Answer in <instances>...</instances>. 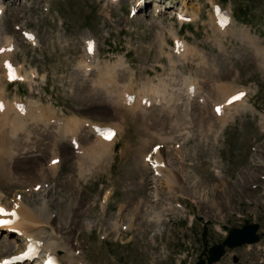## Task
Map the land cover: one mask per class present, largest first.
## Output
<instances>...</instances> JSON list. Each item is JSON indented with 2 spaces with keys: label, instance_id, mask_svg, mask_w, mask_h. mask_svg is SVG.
Returning <instances> with one entry per match:
<instances>
[{
  "label": "rangeland",
  "instance_id": "1",
  "mask_svg": "<svg viewBox=\"0 0 264 264\" xmlns=\"http://www.w3.org/2000/svg\"><path fill=\"white\" fill-rule=\"evenodd\" d=\"M146 1L143 15L130 18V1L112 6L108 0H0L5 8L0 49L10 39L18 47L11 60L20 63L23 75L32 68L38 71L34 87L30 82L9 85L0 66V98L10 104L22 99L47 117L73 119L81 128L85 123H121L116 144L106 148V160L87 164L75 153L70 138L55 145L60 129L54 118L46 126L30 116L20 118L13 110L0 113V135L4 134L0 151L9 155L4 167L0 163V201L13 207L21 196L32 210L47 202L53 214L47 233L67 237L90 264H196L233 229L249 224L260 226L259 242L227 248L218 264H264V0H213L233 13L226 36L212 26V0H170L173 8L163 15L154 10L168 2ZM184 6L198 13L193 23L176 20L175 10ZM160 22L167 28L161 29ZM27 24L40 45L24 42L21 30ZM174 33L203 52L205 60L185 63L177 58ZM88 37L98 43L97 65L102 68L98 73L87 72L83 64ZM214 37L220 43H214ZM208 69L219 72L218 78ZM189 76L201 82L202 90L211 89L213 101L187 100L185 88L180 95L177 88ZM115 77L120 87L130 85L128 91H139L147 83L151 88L167 86V103L154 110H135L141 114L123 110L118 101L124 93L116 95V106L106 98L107 87H118ZM80 82L93 87L94 93L79 90ZM215 83H220L218 88ZM240 89L248 93V106L235 105L232 115L218 118L213 104L222 94ZM84 128L83 137L90 131ZM79 142L88 144L84 139ZM156 144L162 148L155 159L166 162L162 161L166 167L158 178L144 161ZM54 153L61 160L56 169ZM42 184L43 189L34 190ZM68 206H72L69 233L62 231L58 215ZM59 229L62 233L55 235ZM7 237L0 236L1 244H10V249L1 248L0 259L23 249L21 242L18 248Z\"/></svg>",
  "mask_w": 264,
  "mask_h": 264
},
{
  "label": "bare ground",
  "instance_id": "2",
  "mask_svg": "<svg viewBox=\"0 0 264 264\" xmlns=\"http://www.w3.org/2000/svg\"><path fill=\"white\" fill-rule=\"evenodd\" d=\"M121 0H119V1H113V0H108V2H109V4L110 5H116V4H118L119 2H120ZM170 1V0H169ZM168 3H170V2H168ZM167 3V5H165V6H161L160 7V9H159V11L157 10V8L154 10L155 12H160L161 13V15H163V14H166V12L167 11H169V9H171V8H173V7H170L171 6V3L170 4H168ZM137 5H141V4H137ZM169 5V6H168ZM187 6V5H186ZM186 6H184V8L183 9H181V8H177L176 9V11H178V12H184L185 14H187V16H190L191 18H192V22H194L196 19H198L199 17H198V13H196V12H194V11H190L189 9H186L187 7ZM0 7L2 8V6L0 5ZM140 8H143V5H141L140 7H139V14L137 15V16H139L141 13H142V11H141V9ZM3 9V8H2ZM175 9V8H174ZM3 18V17H2ZM2 18H1V20H0V24H1V21H2ZM211 20H213V16H212V18H211ZM163 22V21H162ZM162 22H160L159 23V27L161 28V29H165V28H167V26L165 25V24H163ZM213 25V27L215 28V30L217 31V33H220V35H222V36H226L227 35V33H229L230 31L229 30H232L231 28H232V23L229 25V27L226 29V30H223V31H220L219 30V28H217V27H215V24L214 23H212ZM26 27H28V25L26 26ZM160 29V30H161ZM172 29H174V27L172 28ZM171 30V29H170ZM229 31V32H228ZM175 32V31H174ZM217 35V34H216ZM179 36V34L178 33H174V35H173V38H176V37H178ZM215 36V35H214ZM161 40H160V42H161V44H162V47H164L166 44H167V41H166V39L164 38L165 36L162 34L161 35ZM37 39H39V38H37ZM37 39L35 38V40L34 41H32V42H30V43H33L34 42V44H35V46L39 43V45H40V41L39 42H37ZM213 40H214V43H220V41H219V39H218V37H214V38H212ZM3 40V39H2ZM23 40L24 41H26L27 43L29 42V41H27L24 37H23ZM1 41V40H0ZM3 42V41H2ZM8 42H10V39H8V38H6L5 39V41H4V43L3 44H5V43H8ZM258 44V43H257ZM214 45V44H213ZM218 46V45H217ZM216 46V47H217ZM38 47V46H37ZM247 48H249V47H247ZM255 48V47H254ZM163 49V48H162ZM179 53V56H177V58L179 57V59H181L182 61H184L185 63H187V62H190L191 60H200L201 62H203L204 60H205V55H204V53L203 52H201V51H199V49H192L188 44L187 45H184V47H183V51H180V52H178ZM259 53V52H258ZM88 55V54H87ZM10 55H3V56H0V62L1 63H3L6 59H7V57H9ZM99 56H100V54H97V52H95L94 53V55H88V56H85L84 57V59L85 60H83L84 61V63L83 64H85V62H88L89 64H86L88 67H90V66H93L94 67V71L95 72H97L98 73V71L100 70V69H102V68H100L99 69V67H98V65H97V63L99 62L98 60H99ZM168 56H171V55H168ZM167 56V57H168ZM210 56V55H209ZM208 57V56H207ZM211 57V56H210ZM171 58V62H174V57H173V59H172V57H170ZM181 62V61H180ZM206 62V61H205ZM212 62H213V60H212ZM221 62V61H220ZM254 62V61H253ZM208 64V63H207ZM218 64V63H217ZM204 66H205V64H204ZM86 67V66H85ZM117 67V66H116ZM119 67H121V68H123L124 67V60L122 59V60H120V63H119ZM115 68V67H114ZM214 69V68H213ZM106 70V69H105ZM107 70H108V68H107ZM209 71H211L212 72V75L211 76H213V78H218V73L219 72H217V74H216V72H214V70L212 71V69H208ZM209 71H207V72H209ZM100 72H101V70H100ZM7 73V72H6ZM6 73H5V77H7V75H6ZM30 73V72H29ZM29 73H28V75H26V79H27V82L29 83H31V84H35V85H33V87L34 86H36L37 84H36V81H35V79H32V78H30V76H29ZM32 73L33 74H36V71L34 70V69H32ZM103 73H104V71H103ZM111 74V70L108 72V74ZM92 74H94V73H92ZM86 75H88V74H86ZM105 75H107V74H105ZM112 75V74H111ZM111 75H108V76H110V77H113V76H111ZM209 75V76H210ZM17 76H20V73H17ZM84 76H85V73H84ZM115 76V75H114ZM99 77H101V78H104V77H107V76H103L102 74H99ZM117 77V76H116ZM116 77L114 78V80L118 83V87H120V84H119V82L117 81V79H116ZM108 78V77H107ZM118 78V77H117ZM37 79V78H36ZM113 80V79H112ZM217 80V79H216ZM199 81V80H198ZM197 81V79H195V78H193V77H187L186 78V82L184 83V86H181V87H179L178 86V88H177V91L180 93V95L182 94V92L184 91V88L186 89V98H188L189 100L190 99H193V98H196V97H199L200 99H201V94H202V92H203V97L205 98V103L207 102H210V101H213L212 99V97H211V95H213V94H211V89H210V91H205V89H204V87H203V90L201 89V87H202V85H201V82L199 83ZM99 82H100V80H99ZM29 83V84H30ZM80 83H82V82H80ZM216 84H220V83H215V85H214V87L216 88L217 87V85ZM102 85H104V84H102ZM192 85H194L195 86V93H194V95H192V94H189V88H190V86H192ZM200 85H201V87H200ZM107 86V85H106ZM113 86H115V85H113ZM117 86V85H116ZM31 87V86H30ZM80 89L79 90H87V92L88 93H94V89H93V87L91 88V87H87L85 84H84V82L82 83V84H80ZM112 87V86H111ZM118 87L117 88H113L112 87V89H108V87H107V89H106V91L108 92V95L110 96V97H106L107 99H108V101L109 102H113V104L116 106L117 104V102L115 101L116 99H118L117 97H116V95H120L121 93H125L126 91L125 90H127L128 91V88H130V85H123V86H121L119 89H118ZM162 87V86H161ZM164 88L163 89H161L158 85L157 86H155V87H149V85H148V83L147 84H145V86L141 89V90H139V93L141 94V96H144L146 93L147 94H156L157 96L154 98V104H156V105H160L162 102H161V99H160V97H158V95L159 96H161V95H166V97L168 96L167 95V93H168V88H167V86H163ZM219 87V86H218ZM217 87V88H218ZM106 88V87H105ZM214 88V89H215ZM220 89L221 90H223V91H226V90H228V88H224V86H222V85H220ZM131 90H132V88H131ZM202 90V91H201ZM219 90V89H218ZM125 91V92H124ZM216 91V90H215ZM171 92H173L172 90H171ZM176 92V91H175ZM206 92V93H205ZM222 92V91H221ZM90 93V94H91ZM179 93H176V94H179ZM190 93H192V91L190 92ZM219 93V92H218ZM97 94V93H96ZM207 94V95H206ZM211 94V95H210ZM215 94V93H214ZM220 94V93H219ZM234 94V93H233ZM172 95H174V97L176 98V95H175V93L174 94H172ZM171 95V96H172ZM223 96H221V98L219 99L220 100V102L219 103H224L225 101H226V98L228 97V96H231L232 95V93L230 92V93H225V94H222ZM98 96V95H97ZM121 96H123L122 94H121ZM141 96L140 95H138V96H136V98H135V100L133 101V102H131L130 103V106H132V107H127V108H123V107H120L121 109H123V110H131L132 112L133 111H135V110H140V111H146V110H154L155 108H159L158 106L156 107V106H152V103H151V109L150 108H148V109H142V108H144V107H142L141 106V103L143 102V100H144V98H141ZM170 96V97H171ZM216 96V95H215ZM202 97V98H203ZM113 98V99H112ZM166 99V98H165ZM172 99H173V97H172ZM198 99V98H197ZM119 100V99H118ZM117 100V101H118ZM170 100V99H169ZM186 100V99H185ZM199 100V99H198ZM100 101V100H99ZM166 101H167V99H166ZM173 102H175V99H174V101ZM173 102L171 101V103L173 104ZM189 102V101H188ZM247 102V100L246 101H244L241 105L245 108V103ZM95 103H97L96 101H95ZM99 103V102H98ZM167 103V102H166ZM101 104V103H100ZM103 104V103H102ZM143 104V103H142ZM165 104V103H164ZM197 104V103H196ZM104 105V104H103ZM163 105V104H162ZM175 105V104H174ZM199 105H201V104H199ZM11 106H12V103L11 104H9V107H7L6 108V110L4 111V113H3V115H6V114H9L10 112H12V108H11ZM35 108H37V109H35V113H32V114H30V115H28V116H30L29 118V120H31V121H33L34 123H36V120H38V123L40 122V124H44V125H46V126H48L49 124L48 123H42V118L36 113L38 110H42V109H40V108H38L37 106H35V105H33ZM98 106H99V104H98ZM208 107H209V105H207ZM237 106V105H236ZM248 106V105H247ZM103 107V106H102ZM118 107H119V105H118ZM164 107V106H163ZM204 107H206V106H204ZM142 109V110H141ZM208 110V109H207ZM140 111H135L137 114L139 113V114H141V112ZM15 112V111H14ZM131 112V113H132ZM148 112V111H147ZM146 112V113H147ZM230 112V113H229ZM233 112V111H232ZM135 113V114H136ZM197 113V112H196ZM228 113H229V115H232L231 114V109L230 108H228ZM240 113V112H239ZM33 115H35L36 117H33ZM198 115H199V113H198ZM22 116H24V115H22ZM22 116H20V115H18V117H20V118H22ZM28 116H27V118H28ZM32 116V117H31ZM49 116V115H48ZM233 116H234V114H233ZM212 117V116H211ZM232 117V116H231ZM27 118H24V119H27ZM37 118V119H36ZM54 117H47V120H51V119H53ZM56 118V117H55ZM138 118H140V117H138ZM144 120L145 119H147V116H143L142 117ZM154 118V117H153ZM217 118V117H216ZM233 118V117H232ZM218 119V118H217ZM56 120H58V119H56ZM144 120H143V122H144ZM158 120V119H157ZM213 120V119H212ZM142 121V120H141ZM165 121V120H164ZM72 123V122H74V124H75V130H77L78 132H79V140L81 139V140H83L84 139V142L86 143H88V144H82V146H81V144H80V142H79V140L76 138V136H73L72 137V140L74 139V138H76V140H77V142L79 143V149L81 148V150H82V153L80 154V159H82V160H84L87 164H89V162H91V161H95L96 160V162H102V161H105L106 159H104L105 158V154H107V150H109V149H106L107 148V146H104V145H112L113 143H115V142H111V143H102L101 142V140L99 141V139H97L96 138V136H95V132L92 130V125H89V130L90 131H86L87 133H85V136L83 137V134L82 133H80V130H82L83 128H81V125L78 123V121H76V120H66L64 123V127H62V132H63V135L60 137V139L55 143V145L57 144V143H61V142H64V141H67V139H68V136H67V130L70 128L69 127V123ZM165 122H167V121H165ZM165 122H164V124H165ZM224 123H226L227 122V119H224V121H223ZM222 122V123H223ZM145 123V122H144ZM147 123V122H146ZM157 123V122H156ZM194 123V122H193ZM209 123V122H208ZM121 124V123H120ZM118 122L117 123H115V124H113V126H115L117 129H119V127L121 126ZM153 124V123H152ZM203 124V123H202ZM214 124V123H213ZM226 124H224V126H225ZM53 126V125H52ZM83 126V125H82ZM102 126V125H101ZM103 126H105V125H103ZM57 128V127H56ZM60 129H61V127H60ZM84 129H86V128H84ZM59 130V129H58ZM87 130V129H86ZM60 131V130H59ZM84 132V131H83ZM89 132H90V134H89ZM92 133V134H91ZM4 136V134H1L0 135V138H2ZM94 137V138H93ZM58 138V137H57ZM93 139V140H92ZM96 139V140H95ZM82 142V141H81ZM83 142V143H84ZM100 142L102 143V144H104V145H101L100 144ZM58 145V144H57ZM56 145V146H57ZM70 146V145H69ZM58 147V146H57ZM60 147V146H59ZM63 148H66V149H68L67 148V146H65V147H63ZM3 149V148H2ZM60 149V148H59ZM87 150V151H83V150ZM55 150H56V148H55ZM7 151V150H6ZM63 151V150H62ZM5 151L4 150H1L0 151V163H1V166H3L4 167V160L9 156L8 155V153H4ZM9 152V151H8ZM2 153H4V156L2 157L1 155H2ZM70 153V152H69ZM86 153H90L89 155L88 154H86ZM66 154H67V156H68V153H67V151H66ZM65 154V155H66ZM84 154H86L85 156H83ZM79 155V154H78ZM147 155V154H146ZM146 155H145V157H146ZM64 157V156H63ZM145 157H144V160H145ZM56 158H58V157H56ZM94 159V160H93ZM103 159V160H102ZM53 160V159H52ZM51 160V161H52ZM91 160V161H90ZM102 160V161H101ZM257 160V159H256ZM163 161V164L164 165H166V162L164 161V160H162ZM162 161H157V159H155V163L158 165V169H157V171L159 172V175H161V173H163V168H162ZM257 162V161H256ZM261 162H263V161H261ZM105 163V162H104ZM258 163H259V161H258ZM260 164V163H259ZM53 166V169H56L57 168V166H58V164H56V165H52ZM90 166V165H89ZM3 167H1V169L3 168ZM59 167V166H58ZM61 167V166H60ZM147 167V166H146ZM166 167V166H165ZM165 167H164V169H165ZM26 168V167H25ZM32 168V167H31ZM51 169V168H50ZM52 170V169H51ZM55 171V170H54ZM87 171V170H86ZM58 172V171H57ZM51 173V172H50ZM53 176V175H52ZM70 180V179H69ZM247 186V185H246ZM47 191V190H46ZM249 191V190H248ZM226 202L225 203H229L230 201H231V198H230V196H229V194H226ZM229 201V202H228ZM73 206V205H72ZM72 206H68V207H65L64 208V210H60V212H58V215L60 216L59 218H60V221H61V219H62V224H63V229H62V231L63 232H65V231H67L68 232V228L70 227V225H69V220L71 219V211H72ZM75 209V208H74ZM17 212H18V214H19V217H20V220L18 221V223L17 224H15V226H14V229H16V230H18V232L21 234V236L19 237V238H17L18 240H19V242L21 241L22 242V245L25 243V242H29V239H32V240H38V241H41L42 243H43V252L46 254V253H48V252H50L51 254H53V255H55V256H57L59 259H60V262H61V264H90L89 262H88V260L86 259V256H85V254L83 253V254H80L79 252H76V249H74L73 247L74 246H71V244H70V241H69V239L66 237L65 238V236H59V237H61V238H58V237H55L52 233L51 234H48L47 233V228H49V226L52 224V222H51V218H52V215L53 214H51V213H49V204L47 203V202H44L43 203V205L41 206V207H39V208H36L35 210L33 209H30L29 207H27L26 205H24V203L21 201V202H19V205H18V209H15ZM88 210V209H87ZM138 211V210H137ZM184 212V211H183ZM56 213V212H55ZM74 215V214H73ZM129 216V215H128ZM132 222V221H131ZM147 222V221H146ZM73 225H75V224H73ZM60 227V226H59ZM130 227L131 228H133L132 227V225H130ZM77 228V227H76ZM88 228V227H87ZM52 229H54V228H52ZM8 230H9V228L8 227H5V228H3V229H1L0 230V235L1 234H3L2 232H6V234L5 235H7L8 237L9 236H13V234H9L8 233ZM57 233H55V235H58L59 233H62V231H61V229H59V230H55ZM73 231V230H72ZM70 232V231H69ZM68 232V233H69ZM116 233H118V230H117V232ZM63 234H65V233H63ZM71 234V233H70ZM7 237V238H8ZM15 238V240H16V245L18 244V247L21 245V244H19V242H18V240ZM75 238V237H74ZM14 239L12 240V241H15ZM2 242L0 241V254H2L1 252H3L2 251V247H6V248H9L10 247V244L9 243H7V241L5 242V244H1ZM27 246V244L24 246V248ZM5 248V249H6ZM10 249V248H9ZM79 254V256H78V254ZM37 264H39V263H37Z\"/></svg>",
  "mask_w": 264,
  "mask_h": 264
},
{
  "label": "water",
  "instance_id": "3",
  "mask_svg": "<svg viewBox=\"0 0 264 264\" xmlns=\"http://www.w3.org/2000/svg\"><path fill=\"white\" fill-rule=\"evenodd\" d=\"M259 229L260 226L258 224H250L243 228L233 229L223 243L209 249L206 260H200L197 264H215L225 256L227 248L235 249L244 245L257 243L259 241Z\"/></svg>",
  "mask_w": 264,
  "mask_h": 264
},
{
  "label": "snow or ice",
  "instance_id": "4",
  "mask_svg": "<svg viewBox=\"0 0 264 264\" xmlns=\"http://www.w3.org/2000/svg\"><path fill=\"white\" fill-rule=\"evenodd\" d=\"M240 95H243V94H240ZM217 111H220V109L218 108ZM109 137L111 136V131L109 130V133H108Z\"/></svg>",
  "mask_w": 264,
  "mask_h": 264
}]
</instances>
